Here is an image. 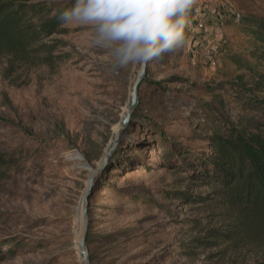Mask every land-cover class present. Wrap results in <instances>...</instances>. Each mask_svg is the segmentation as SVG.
Returning <instances> with one entry per match:
<instances>
[{
	"label": "rangeland",
	"instance_id": "obj_1",
	"mask_svg": "<svg viewBox=\"0 0 264 264\" xmlns=\"http://www.w3.org/2000/svg\"><path fill=\"white\" fill-rule=\"evenodd\" d=\"M213 12L223 39L201 27L192 44L201 15ZM250 20L264 22V0H194L184 43L147 64L134 128L106 161L143 65L118 66L87 25L0 52V264H85L87 223L90 264L264 262V230L241 229L177 135L192 124L224 129L241 115L262 120L234 96L264 87ZM245 98L264 102V92Z\"/></svg>",
	"mask_w": 264,
	"mask_h": 264
},
{
	"label": "trees",
	"instance_id": "obj_2",
	"mask_svg": "<svg viewBox=\"0 0 264 264\" xmlns=\"http://www.w3.org/2000/svg\"><path fill=\"white\" fill-rule=\"evenodd\" d=\"M74 3L75 0H71L55 7L46 3L25 5L19 0H0V52L23 51L53 34L64 33L63 26L66 24L60 21L59 13ZM186 23L184 34L187 33ZM249 24L246 33L260 47L253 57L263 63L264 22L250 20ZM255 65L258 66L257 63ZM249 69L252 70V67L249 66ZM143 82L145 78L141 85ZM260 86L237 92L234 96L236 101H243V104L258 113L262 120L241 115L236 124L224 129L207 124L196 127L194 124L196 130L191 123V126L183 127L177 133L188 139L180 142V153L198 156L193 163L199 166L201 173L197 172L195 176L216 187L214 194L232 210L241 229L249 233L264 230V102L245 98L249 91L264 92V87ZM141 107L139 100L133 118L139 114ZM129 127L134 128L133 120ZM159 133L168 139L167 131ZM201 197L205 199V196ZM223 235L232 237L231 234Z\"/></svg>",
	"mask_w": 264,
	"mask_h": 264
},
{
	"label": "clouds",
	"instance_id": "obj_3",
	"mask_svg": "<svg viewBox=\"0 0 264 264\" xmlns=\"http://www.w3.org/2000/svg\"><path fill=\"white\" fill-rule=\"evenodd\" d=\"M194 0H75L59 13L66 25L94 29L96 43L120 66L147 65L185 41L184 22Z\"/></svg>",
	"mask_w": 264,
	"mask_h": 264
},
{
	"label": "water",
	"instance_id": "obj_4",
	"mask_svg": "<svg viewBox=\"0 0 264 264\" xmlns=\"http://www.w3.org/2000/svg\"><path fill=\"white\" fill-rule=\"evenodd\" d=\"M146 72H147V65H143L142 70L139 74L138 80H137V82L134 86V89H133L132 100H131L130 106L128 108V112L126 113L124 119L122 120L121 127L117 131L116 137H115L110 149L108 150V152L105 156V161L111 156V154L114 152L116 146L119 144V141L121 138V133L129 127L131 120L133 118V112L139 106V89H140V85H141L144 77L146 76ZM91 184H92V182H91ZM87 231H88V223H87V227L85 229L83 239L81 240V243H80V250H81V253L84 257L85 264H90L89 254L86 250Z\"/></svg>",
	"mask_w": 264,
	"mask_h": 264
},
{
	"label": "crops",
	"instance_id": "obj_5",
	"mask_svg": "<svg viewBox=\"0 0 264 264\" xmlns=\"http://www.w3.org/2000/svg\"><path fill=\"white\" fill-rule=\"evenodd\" d=\"M206 23H208V25ZM201 27H204V32L207 31L209 36L213 37V40L217 41V40L221 39L217 35V32L220 29L219 23H218V15L214 14V12L209 14L208 16H206V14L201 15V19L199 21V24L196 25L195 30H194L197 32H193L194 34L192 33L193 34L192 39H191L192 44L194 43V39H196V42L198 41V38L200 37L199 32L202 33V30H200Z\"/></svg>",
	"mask_w": 264,
	"mask_h": 264
},
{
	"label": "built area",
	"instance_id": "obj_6",
	"mask_svg": "<svg viewBox=\"0 0 264 264\" xmlns=\"http://www.w3.org/2000/svg\"><path fill=\"white\" fill-rule=\"evenodd\" d=\"M234 21L237 22V23H240L241 22L240 16L236 15L235 18H234ZM217 35L221 39H223L224 32L221 29H219L218 32H217ZM209 60L211 62L212 67H216L217 66L218 60H217V50H216V48L213 51L210 52Z\"/></svg>",
	"mask_w": 264,
	"mask_h": 264
},
{
	"label": "bare ground",
	"instance_id": "obj_7",
	"mask_svg": "<svg viewBox=\"0 0 264 264\" xmlns=\"http://www.w3.org/2000/svg\"><path fill=\"white\" fill-rule=\"evenodd\" d=\"M118 130H119V129H118ZM118 130H117V131H118Z\"/></svg>",
	"mask_w": 264,
	"mask_h": 264
}]
</instances>
